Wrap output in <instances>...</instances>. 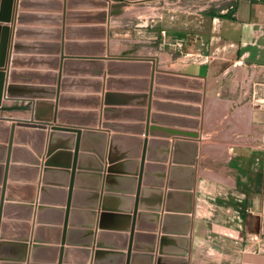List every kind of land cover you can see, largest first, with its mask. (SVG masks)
<instances>
[{
  "label": "crops",
  "instance_id": "obj_1",
  "mask_svg": "<svg viewBox=\"0 0 264 264\" xmlns=\"http://www.w3.org/2000/svg\"><path fill=\"white\" fill-rule=\"evenodd\" d=\"M97 1L107 6L0 0L5 86L81 132L76 155L77 131L52 141L51 126L17 127L0 264H264V0H210L189 19L207 30L184 28L166 56L123 52L110 33L113 13L149 0ZM11 123L0 125V197Z\"/></svg>",
  "mask_w": 264,
  "mask_h": 264
},
{
  "label": "rangeland",
  "instance_id": "obj_2",
  "mask_svg": "<svg viewBox=\"0 0 264 264\" xmlns=\"http://www.w3.org/2000/svg\"><path fill=\"white\" fill-rule=\"evenodd\" d=\"M210 0H149L146 3L143 1L136 6H128L127 12H124L123 17H119L113 13V17L110 19V33L111 36H115L116 49L121 51H129L134 53L143 54H163L168 52H179V46L176 44V39L184 28V31L197 30L198 26L201 31L207 30V19L203 23L196 18L194 23H190V17L201 15L203 11L201 9L205 7V10ZM221 1L217 0L216 3L221 5ZM151 6V12L145 17L146 11L144 6ZM183 5V8L180 7ZM194 5V6H193ZM196 5V6H195ZM126 8V9H127ZM207 12V11H205ZM149 18V16H151ZM178 18L177 19V16ZM183 18L188 23L183 22ZM207 18V17H206ZM204 26V28L202 27ZM114 29V30H113ZM112 40H109L111 43ZM114 42V41H113ZM186 52H190L186 49ZM7 86H5V91ZM7 94L3 96L1 103L0 116H9L10 114H29L32 111V105L30 102H12L5 98ZM16 99V98H15ZM7 101L8 103H5ZM4 105V106H3ZM3 107V108H2ZM53 125H56L54 122ZM50 125V124H49ZM46 159V158H45ZM224 264H229L224 260Z\"/></svg>",
  "mask_w": 264,
  "mask_h": 264
},
{
  "label": "water",
  "instance_id": "obj_3",
  "mask_svg": "<svg viewBox=\"0 0 264 264\" xmlns=\"http://www.w3.org/2000/svg\"><path fill=\"white\" fill-rule=\"evenodd\" d=\"M4 1L11 2V0H4ZM91 1H92V3H95V4H97L100 7H106L107 6V4L105 2H102V1L88 0L89 3ZM104 14L107 16V12L106 11L104 12ZM0 20L4 21V22H9L10 21L9 10L4 12L2 15H0ZM9 34H10V28L8 26H4L3 27L2 25H0V36L2 35L0 66H2L3 63L5 62V56H6V53H7V46H8V42H9ZM12 77H14V76L12 75ZM5 93L8 96L17 98L15 101L30 102L31 105H32L33 115H32V118H30L28 120L36 121V123H22V125H20V127H27V128H34V129L44 130L48 126L52 127V125H49V124H51V122L58 121V120H61V118H63V115H62L61 112H59L60 114L54 113V112L52 114L51 113L52 106H49V109H48V107L46 106L47 103H43L41 101H39V102L37 101L34 104V101L32 99H28V98H31V97L28 96V93H25V88H21V87L19 88L16 85L10 84V85H7V90L5 91V74L0 71V105L2 103L3 96H4ZM4 120L5 119L0 118V125H3L2 122H5ZM6 122H9V121H6ZM37 122H39V123H37ZM104 127H109V126H106L104 124ZM7 131H9V139H8V146L6 148L7 149L6 166L4 167L5 168L4 169L5 173L3 175V182H2V184H3L2 186L3 187H2V190H1L2 192H1V197H0V231H1L2 214H3V209H4L5 193H6V188H7L8 176H9V172H10V164H11V159H12L13 146H14L15 136H16V132H17L16 125L12 124V125H10V128H7V126H6V128H4V132L7 133ZM52 131H53V133H51L52 141L57 135H59L58 132H75V131H77L78 132V136H77V145H76V153L75 154L78 155L79 142H80V139H81L80 130H76V129H73V128L69 129V128H65V127H59V126L58 127L57 126L54 127L53 126L52 127ZM92 133H95V131L88 130L86 132V134H84V137L87 136V135H92ZM60 135H63V134H60ZM54 149H55L54 146L50 147V150L48 152L49 157L53 153ZM2 150H5V147H3V145L0 144V153H1ZM145 150H147L146 147H145ZM57 157H58L57 155L56 156L54 155L52 158H48L46 160V163H45L46 167H45V170H44L45 173L50 171L48 168H49V166H53V164L56 162ZM76 160L77 159L75 158V162H76ZM99 160L101 162L105 160V151L104 150L101 153H99ZM100 161H99V163H98V165L96 167V172H99V173H95V174H97L96 176L99 179H102L103 175H101L102 173H100V172H103L104 169H103V166L100 163ZM108 162H109V164H113L114 159H113L112 155H109ZM145 162H146V155H143L142 162H141V169L139 171V185H138L136 206H135L134 217H133L134 221H135V219L137 220L138 216L141 217V213H138L139 206H141V204L139 203L141 191L145 192V191L148 190L147 188L146 189H142L143 177L145 175L147 177V172H145V168H144ZM114 170H115L114 167H109L108 168V174L106 175L107 185L109 184V181L112 178L111 177L112 174H114ZM74 174H75V165H74V169H73V175ZM144 180H145V178H144ZM107 197H108V195H105V197L103 198V208H102L103 213L101 214V220L102 221H103V219L106 216H109L106 213V209L107 208H106V205H105ZM93 215H94V213H93ZM134 230H135V223H134L133 228H132L131 239H134V235H135L134 234ZM1 245H4V244L2 243ZM1 245H0V249H1ZM129 250L131 251V249H129Z\"/></svg>",
  "mask_w": 264,
  "mask_h": 264
},
{
  "label": "bare ground",
  "instance_id": "obj_4",
  "mask_svg": "<svg viewBox=\"0 0 264 264\" xmlns=\"http://www.w3.org/2000/svg\"><path fill=\"white\" fill-rule=\"evenodd\" d=\"M12 47V46H11ZM5 98L8 100H16L14 97H11V96H5ZM28 101V100H27ZM0 107H1V105H0ZM18 117V116H17ZM17 117H15V118H13V117H10V116H5V115H3V116H0V118H3V119H5L4 121H9L10 123L11 122H14V123H11V125L12 124H14V125H16V127H18V126H20V125H22V123H36V121H30V120H26V118L25 119H18ZM32 118V117H31ZM28 119V118H27ZM37 123H39V122H37ZM53 122H51V124L50 125H52V127L54 126H59V125H53L52 124ZM52 127L50 128V129H52ZM45 167H46V165H45Z\"/></svg>",
  "mask_w": 264,
  "mask_h": 264
}]
</instances>
